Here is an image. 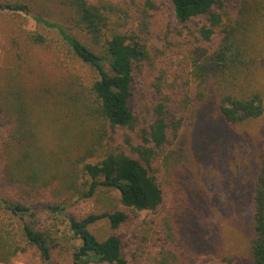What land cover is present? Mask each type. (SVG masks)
<instances>
[{
    "label": "trees",
    "instance_id": "1",
    "mask_svg": "<svg viewBox=\"0 0 264 264\" xmlns=\"http://www.w3.org/2000/svg\"><path fill=\"white\" fill-rule=\"evenodd\" d=\"M49 1L70 10L89 42L58 22L41 16L38 21L56 31L70 53L95 76L79 95L69 99L70 107L59 99L47 101L48 92L29 101L25 89L9 90L18 122L0 141L9 157L7 181L14 195L0 198V208L12 220L0 225V264L26 254L40 264H131L123 255L119 236L99 239L90 229L102 220H107L112 230L120 229L128 222V213L115 209L78 218L67 212V196L82 200L99 193L106 199L116 193L119 204L135 217L166 208L163 220L156 223L158 229L153 230L154 254L149 252L144 261L146 247L142 246L133 256L135 264H204L207 260L240 264L238 257L230 254H200L198 240L191 238L196 199L189 186V156L196 151L189 126L215 117L231 128H247L263 115L264 0H239L235 17L226 20L224 13L213 11L222 8L221 0H169L179 23L207 17L197 31L199 41L215 45L205 52V62L196 64L195 86L185 95L182 107L190 122L185 130V117L176 116L169 106L171 98L165 97L155 81L157 102L149 104L153 118L135 138L132 132L139 126V117L131 106L134 73L142 74L151 60L142 38L144 30H136L131 14L110 0ZM30 8L23 2H0L2 10L29 14ZM32 41L43 44L46 40L36 34ZM37 105L42 108L34 107ZM56 106L69 108L73 119L81 121L78 127L82 131L93 128V123L98 125L99 135L85 146V154L78 160L84 163L80 169L74 161L66 170L50 171L42 158L37 130L44 112ZM118 130L126 132L124 142L139 159L117 148L102 152L103 139L112 138L111 133ZM98 155V162H86ZM51 195L54 198L48 199ZM249 198L252 218L242 259L264 264V156L257 163ZM43 215L49 216V224L42 222ZM149 234L146 229V242Z\"/></svg>",
    "mask_w": 264,
    "mask_h": 264
},
{
    "label": "rangeland",
    "instance_id": "2",
    "mask_svg": "<svg viewBox=\"0 0 264 264\" xmlns=\"http://www.w3.org/2000/svg\"><path fill=\"white\" fill-rule=\"evenodd\" d=\"M95 1V0H92ZM129 12L137 29L144 30L142 38L147 43L151 57L143 67V73H134L135 82L131 101L134 114L139 117V126L132 135L153 118L150 105L157 102L153 92V83H159V89L165 97H170V108L177 117L184 116V128L188 126L185 95L195 86L196 64L205 62L206 54L214 46L199 41L198 30L206 23L207 17L194 18L186 23H179L173 13L169 0H110ZM0 2H23L31 6L26 14L21 11L0 9V141L8 131L17 126V106L9 94L12 88L25 89L29 101L39 94L46 93L47 101L59 99L69 107V99L82 91L95 76L88 66L75 58L59 34L38 21L37 16L62 24L69 33L84 42H89L87 35L78 28L69 9L49 0H0ZM222 8L214 7L213 11L235 17L239 0H221ZM40 34L45 43L36 44L32 36ZM216 42V41H215ZM264 68V66H263ZM160 78L161 81H157ZM46 106H49L48 102ZM42 108L41 106H34ZM16 108V109H15ZM45 109V108H44ZM74 110V109H73ZM80 115V114H79ZM192 121V120H191ZM215 117L205 122H198L192 129V142L195 153L189 156V186L192 189L194 227L191 238L199 242L198 250L203 255L230 254L238 257L240 264H249L242 259L246 249V233L249 230L252 216V204L249 188L254 177L256 166L264 156V113L255 119L247 128H231ZM80 120L73 119L69 108L56 106L44 112L43 122L37 132L38 146L42 158L50 171L66 170L70 163L80 169V156L85 154V146L97 138L98 125L82 131ZM88 127L90 126L89 123ZM248 130V134L244 131ZM118 130L112 138L102 141V152L117 148L121 152L138 158L137 154L126 145L123 135ZM17 152L14 157H16ZM102 155V154H101ZM86 162L96 163L99 156ZM139 159V158H138ZM9 157L0 144V198L12 197L11 185L7 181ZM117 194L111 199L100 193L91 199L80 200L78 196H67V212L78 218L88 214L124 210L130 218L120 229H111L107 220L90 227L99 238L105 239L117 235L122 241L124 257L131 263L139 248L146 247L143 260L154 254L152 247L156 223L163 220L166 208L152 212L134 213L124 209L117 201ZM47 197V195H46ZM167 197V195H166ZM51 195L48 199H53ZM169 204V200H166ZM48 215L42 216V222L49 224ZM14 220V219H13ZM12 221L0 208L1 222ZM15 221V220H14ZM49 226V225H45ZM61 228H64L61 226ZM146 229H150L149 241L144 240ZM186 229V228H185ZM189 232V231H187ZM153 249V250H152ZM9 264H40L31 255H19ZM204 264H219L217 261H205Z\"/></svg>",
    "mask_w": 264,
    "mask_h": 264
}]
</instances>
